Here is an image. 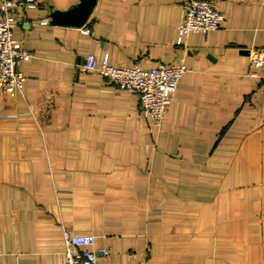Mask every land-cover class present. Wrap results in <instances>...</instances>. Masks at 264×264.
Returning a JSON list of instances; mask_svg holds the SVG:
<instances>
[{
	"label": "crops",
	"instance_id": "obj_1",
	"mask_svg": "<svg viewBox=\"0 0 264 264\" xmlns=\"http://www.w3.org/2000/svg\"><path fill=\"white\" fill-rule=\"evenodd\" d=\"M210 1L222 28L180 43L185 0L15 12L34 23L13 32L33 58L19 63L23 92L0 91L3 264H65V230L94 235L109 250L99 264H264V80L250 59L264 48V0ZM89 55L117 68L182 59L161 127L136 94L86 72Z\"/></svg>",
	"mask_w": 264,
	"mask_h": 264
},
{
	"label": "built area",
	"instance_id": "obj_2",
	"mask_svg": "<svg viewBox=\"0 0 264 264\" xmlns=\"http://www.w3.org/2000/svg\"><path fill=\"white\" fill-rule=\"evenodd\" d=\"M35 0H2L0 6V91L8 97H16L23 92L26 77L19 68L22 61H31L33 55L26 50L21 41L14 38V29L21 25L33 26L28 19L20 21L15 12L20 8L35 7ZM185 17L178 27V43L188 33L218 31L225 22V15L217 4L210 0H185ZM46 19L39 25H47ZM87 32L86 28H83ZM252 65L258 69L253 75L264 80V48L257 49L250 55ZM86 72H95L110 81L119 89L136 94L140 102V114L161 127L166 113L177 92L179 81L186 72L182 59L173 64H161L144 69L139 66L117 68L109 64L105 57L98 64L94 55H89L84 62ZM15 118V115L5 116ZM65 264H99V255L107 257L109 250H94L96 237L92 234H72L63 232ZM0 264H3L0 261Z\"/></svg>",
	"mask_w": 264,
	"mask_h": 264
},
{
	"label": "water",
	"instance_id": "obj_3",
	"mask_svg": "<svg viewBox=\"0 0 264 264\" xmlns=\"http://www.w3.org/2000/svg\"><path fill=\"white\" fill-rule=\"evenodd\" d=\"M95 4V0H87V6H84L83 7V9H86V8H89V10H91V8L93 7V5ZM61 17V16H60ZM57 17V16H54L53 18H54V20L52 21V23H58L57 21H56V19H64V17ZM67 18V20H69L68 19V17H66ZM68 24H71V25H76L77 27H81L83 24H84V22H82V21H80V23H76V24H74V23H71L70 21H68L67 22Z\"/></svg>",
	"mask_w": 264,
	"mask_h": 264
}]
</instances>
